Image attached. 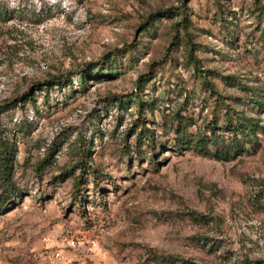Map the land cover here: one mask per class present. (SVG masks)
I'll use <instances>...</instances> for the list:
<instances>
[{
	"label": "rangeland",
	"instance_id": "1",
	"mask_svg": "<svg viewBox=\"0 0 264 264\" xmlns=\"http://www.w3.org/2000/svg\"><path fill=\"white\" fill-rule=\"evenodd\" d=\"M0 11V104L16 102L0 135L24 194L0 214V264H264V0H0ZM55 76L64 83L49 87ZM249 118L259 127L245 135L227 124ZM140 119L154 150L136 142ZM79 137L91 150L82 206Z\"/></svg>",
	"mask_w": 264,
	"mask_h": 264
},
{
	"label": "trees",
	"instance_id": "2",
	"mask_svg": "<svg viewBox=\"0 0 264 264\" xmlns=\"http://www.w3.org/2000/svg\"><path fill=\"white\" fill-rule=\"evenodd\" d=\"M3 12L0 11V17ZM179 14L183 15L182 18V23H180L181 29L183 31V37H185L184 42L187 46H189V54L191 56L190 61L195 63L196 60L193 57V54L191 53L194 44L191 43L190 38H188V27H189V21H187V18L185 16V13L183 12H178ZM160 14H152L149 18V23H151L152 18L154 19H158ZM152 17V18H151ZM182 37V36H181ZM179 37V38H181ZM121 52L120 48H116L113 51H111L109 54H106L104 56L101 57V59L99 60V62H96L94 64H88L87 67L85 68L84 71L79 72V76H80V82L81 85H85L86 81H87V77L88 76H94L97 77L99 75L100 72H96L94 71L95 67H97L98 65H101L103 67V65L107 62V60L110 58L111 54H117ZM91 65V66H89ZM102 71V70H101ZM148 78L144 79V78H139L138 82H137V90L141 91L143 90L144 86L146 85V83L153 77V74H147L145 75ZM62 76H55L53 77L51 80L48 81V85L49 87L55 86V85H59L64 83V79H62ZM203 82H206V79L203 78ZM47 88V87H46ZM41 89V88H40ZM39 89V90H40ZM208 89L212 92H214V88L213 86H208ZM29 92L24 93V96L26 98H24L22 100V102H25L27 99H31L32 95H29ZM15 101H7L4 102L2 104H0V114L3 113L4 111H7L8 109L12 108L15 105ZM137 104L139 108H143L145 107V102L142 99L137 98ZM257 104L260 107H264L263 103H258ZM227 124L231 125V129H238L239 131H241L244 135L245 133L247 134V131L252 129L255 130L257 129L258 123L255 121V119L253 118H249V119H244L243 121H241V124H231V121L229 120V122H227ZM138 127H139V131L136 133V142L137 143H142L143 141H145L146 143L149 144L150 148L153 149L154 146H152V144H154V135H153V131H151L147 125H146V121L144 119H140L138 122ZM135 133V132H134ZM79 142V158L76 162L77 168L80 170L81 174L75 178L74 180V190L72 193V197L74 199V201L76 202V204H78L79 206H82V199L78 197L79 191H80V187L82 186V184L84 183V178L83 175L86 174L88 172V163L90 162V149L88 148V145L86 143L85 140H83L82 137L78 138ZM124 142H126V138L123 139ZM124 147H127L124 146ZM154 150V149H153ZM53 153H54V146H51L48 148V151L46 152V154L44 155V157L37 162L36 165V169L38 171L45 169L46 167H48L51 163V160L53 158ZM15 155H16V146H14L13 143L8 142V140L6 138H3L2 135H0V214H4L10 210H12L15 206H16V201L21 199L22 196L24 195L21 188H19V186L17 185V183L14 180V161H15ZM94 174L96 173V171H94ZM173 263V262H172Z\"/></svg>",
	"mask_w": 264,
	"mask_h": 264
}]
</instances>
